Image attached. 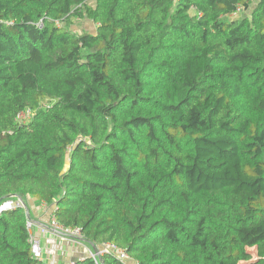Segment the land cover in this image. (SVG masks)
<instances>
[{"label": "trees", "instance_id": "obj_1", "mask_svg": "<svg viewBox=\"0 0 264 264\" xmlns=\"http://www.w3.org/2000/svg\"><path fill=\"white\" fill-rule=\"evenodd\" d=\"M91 1L0 0V206L137 264H264V0ZM29 221L0 213V264H46Z\"/></svg>", "mask_w": 264, "mask_h": 264}, {"label": "crops", "instance_id": "obj_2", "mask_svg": "<svg viewBox=\"0 0 264 264\" xmlns=\"http://www.w3.org/2000/svg\"><path fill=\"white\" fill-rule=\"evenodd\" d=\"M30 216L31 237L40 245L41 260L46 264H76L80 260L95 253L98 246H92L86 241L78 243L71 239L60 236L54 232L51 226L53 218V207L41 205L34 199L27 201ZM126 264H137L129 258Z\"/></svg>", "mask_w": 264, "mask_h": 264}, {"label": "built area", "instance_id": "obj_3", "mask_svg": "<svg viewBox=\"0 0 264 264\" xmlns=\"http://www.w3.org/2000/svg\"><path fill=\"white\" fill-rule=\"evenodd\" d=\"M239 12H242L241 6H239L238 8V13ZM236 16L237 15L234 14L231 17H236ZM57 24L59 23L57 22ZM38 26L40 28L44 27L42 20L38 23ZM28 116H30V111H28L27 114L24 113L23 115H21L20 118L24 119V118H27ZM12 208H22L23 209V201L20 199H17L16 201L10 200L9 202L3 203L0 206V213H2L3 211L10 210ZM28 226H30V222L28 223ZM51 226L53 227L54 232H56L60 236H64V237L71 239L75 243L84 241L82 230L79 227L73 229V228L64 227L62 225L60 226L55 220L52 221ZM31 244H32L33 256L37 259H41V248H40L39 243H37L33 238H31ZM105 254H110V255L115 256L124 264H126V262L129 260L125 252L117 248L114 244L99 245L98 248L95 250V253H90L89 257L94 259L95 264H102L100 257Z\"/></svg>", "mask_w": 264, "mask_h": 264}, {"label": "rangeland", "instance_id": "obj_4", "mask_svg": "<svg viewBox=\"0 0 264 264\" xmlns=\"http://www.w3.org/2000/svg\"><path fill=\"white\" fill-rule=\"evenodd\" d=\"M91 4L94 3V0L90 2ZM73 29H75L79 33H96L97 25L88 19H76L73 22ZM253 254L255 252L254 249H249Z\"/></svg>", "mask_w": 264, "mask_h": 264}, {"label": "water", "instance_id": "obj_5", "mask_svg": "<svg viewBox=\"0 0 264 264\" xmlns=\"http://www.w3.org/2000/svg\"><path fill=\"white\" fill-rule=\"evenodd\" d=\"M20 200H22V199L20 198ZM22 201H23V200H22ZM23 210H25L26 217H27L28 219H30L31 213H30V210H29L28 205L25 204L24 201H23ZM100 260H101V263H102V259H100Z\"/></svg>", "mask_w": 264, "mask_h": 264}]
</instances>
